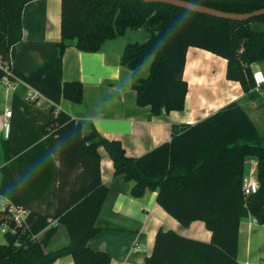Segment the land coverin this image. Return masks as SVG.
Returning <instances> with one entry per match:
<instances>
[{
  "label": "trees",
  "instance_id": "16d2710c",
  "mask_svg": "<svg viewBox=\"0 0 264 264\" xmlns=\"http://www.w3.org/2000/svg\"><path fill=\"white\" fill-rule=\"evenodd\" d=\"M31 1L0 0V56L7 58L11 53L15 58L23 38V8ZM184 1L237 14L264 8V0ZM258 24L264 25V15L234 21L163 3L61 0L58 55L30 74L16 66L12 71L15 78L54 106L62 99L81 104L83 85L63 79L67 48L74 45L80 51L98 52L107 41L145 29L148 39L127 43L121 57V64L133 72L137 104L150 107L153 116L184 111L188 94L184 71L190 47L225 59L226 79L239 82L245 95H252V66L264 61V29ZM150 58L148 74L139 77L137 72ZM4 76L0 69V91ZM12 109L19 111L22 123L15 127L10 123L8 138L1 145L6 163L15 159L24 165L25 183L47 194L59 180L61 191L63 167H82L94 181L55 213H39L10 193L17 182L15 173L8 165L2 167L0 195L29 211V229L23 235L4 233L6 244H0V264H54L68 255L75 264H111L109 254L87 245L101 233L96 223L109 193L101 182L99 147L108 152L115 175L123 174L126 181L133 182L132 197L157 192L156 202L181 227L203 221L212 234L210 242H205L160 229L153 252L143 264H241L237 259L241 219L252 215L264 224V137L238 101L194 124H173L169 141L135 158L127 156L121 141L106 139L94 127L86 135L83 126L64 111L31 110L18 92L13 95ZM249 157L258 159L260 189L246 206L242 180ZM6 221L0 213V226ZM60 226L67 229L69 243L47 252L45 248ZM36 234L42 236L32 240Z\"/></svg>",
  "mask_w": 264,
  "mask_h": 264
},
{
  "label": "crops",
  "instance_id": "0c3cea01",
  "mask_svg": "<svg viewBox=\"0 0 264 264\" xmlns=\"http://www.w3.org/2000/svg\"><path fill=\"white\" fill-rule=\"evenodd\" d=\"M262 25L258 24L257 27L260 28ZM22 31L23 38L17 47L14 63L16 68L27 75L59 53L61 0H34L27 3L22 13ZM124 37L107 41L98 52L80 51L72 45L63 55V79L65 82L81 83L83 99L81 104L66 99H62L59 106H54L51 102L47 103H50V110L54 109L53 113L64 111L70 114L83 126L86 135L94 127L106 139L121 141L127 156L135 158L169 141L173 124H194L232 101H238L249 116H251L250 111L261 112V104L256 100L248 99L239 82L226 79L225 59L206 50L190 47L187 51L186 64L189 53L195 58L200 56V51L209 53L224 61L225 82L216 92L217 95L211 91L214 88L204 91L198 87L192 101L189 99L191 87L185 79L184 71V79L188 83L184 111L153 116L150 107H140L137 104L136 92L132 87L133 72L121 64L124 48L129 43ZM252 68L263 72L264 61L253 64ZM137 75L143 77L140 70ZM17 86L16 91L13 92L1 84L0 188L3 177L1 169L8 165L14 171L17 181L10 187V193L31 210L39 213H55L57 208L73 201L87 189L94 181V177L84 174L82 167L75 169L63 167L61 191L58 180L45 194L39 192L36 185L24 182L27 170L22 162L14 159L6 163L1 145V141L8 138L5 123L7 121L14 123V127L22 123L19 111L12 109L13 95L20 93L24 102L31 106V110L37 109L46 113L42 108L43 105L26 101L25 95L33 91L32 87L22 82ZM202 96H205V104L199 101ZM219 100H223V103H218ZM9 109L11 117L7 119L5 111ZM98 152L101 182L109 188V193L96 223L101 233L88 241L89 248L109 254L112 258L111 264H143L153 252L156 234L160 229L174 230L184 237L210 242L212 234L203 221H195L188 228L181 227L179 222L156 202L157 192L147 191L141 198L132 197L133 182L126 181L123 174L115 175L113 161L104 147H99ZM253 158L255 157L248 159ZM56 164L59 166L57 157ZM247 171L245 166V173ZM69 240L67 229L60 226L45 250L48 252L62 248L69 243ZM237 259L241 264H264V224H260L252 215L240 221ZM54 264L75 263L73 257L68 255L57 259Z\"/></svg>",
  "mask_w": 264,
  "mask_h": 264
},
{
  "label": "built area",
  "instance_id": "2783aa9c",
  "mask_svg": "<svg viewBox=\"0 0 264 264\" xmlns=\"http://www.w3.org/2000/svg\"><path fill=\"white\" fill-rule=\"evenodd\" d=\"M14 57L10 53L7 58L0 56V69L4 70L5 76L3 77L1 84L4 85L7 90L16 91L17 85L22 82L14 77L12 68L15 66ZM253 78L255 86L251 88L250 94L258 95L264 98V73L260 70H253ZM23 83V82H22ZM25 99L29 103L38 104L42 106L43 104L50 102L44 96H42L38 91L33 89V91L25 95ZM52 103V102H51ZM5 117L9 119L11 117V110L5 111ZM10 129V123L7 121L5 123V131L8 136ZM249 165L248 171L244 174L242 180V193L245 201V205H248L249 199L258 193L260 189L259 181V162L258 159H246L245 166ZM0 213L8 220L2 226L4 227V233L6 231L12 234L21 235L25 234L29 229L27 223V218L29 211L22 206L14 204L11 200L0 195ZM40 234L32 235V240L39 238ZM20 244V243H17Z\"/></svg>",
  "mask_w": 264,
  "mask_h": 264
},
{
  "label": "bare ground",
  "instance_id": "6f19581e",
  "mask_svg": "<svg viewBox=\"0 0 264 264\" xmlns=\"http://www.w3.org/2000/svg\"><path fill=\"white\" fill-rule=\"evenodd\" d=\"M199 55L198 58H195L192 53H189L188 62L186 64L185 79L191 87L189 94L190 100L195 98V91L198 87L200 90L204 91H209L211 88H214V90L211 91L215 92L213 94L217 95L216 92L221 89L222 83L225 82L223 78L224 61L202 51L199 52ZM214 68L216 69L213 71ZM199 96L198 94V97ZM205 100V96L199 98L202 104L206 103ZM218 103H223V100H219Z\"/></svg>",
  "mask_w": 264,
  "mask_h": 264
},
{
  "label": "rangeland",
  "instance_id": "374dc122",
  "mask_svg": "<svg viewBox=\"0 0 264 264\" xmlns=\"http://www.w3.org/2000/svg\"><path fill=\"white\" fill-rule=\"evenodd\" d=\"M260 28L264 29V25H262ZM125 39H128L129 43H133V42H139V43H143L148 39V33L145 29H140L137 31H128L126 36L124 37ZM152 58H150L147 63L140 69V74L145 77L148 74L149 71V65L151 62ZM264 73V71H263ZM248 99L252 100V101H257L258 104H261V112H256V113H252L251 111L249 112L250 116L253 121L255 122L256 127L258 128L260 135L262 137H264V98L258 95H250L247 96ZM50 103H45L43 104L42 108L48 112V110H50ZM56 108V107H55ZM246 169H249V165L246 166ZM0 243L4 244L6 243V238L4 235V227L0 226Z\"/></svg>",
  "mask_w": 264,
  "mask_h": 264
},
{
  "label": "water",
  "instance_id": "95a60500",
  "mask_svg": "<svg viewBox=\"0 0 264 264\" xmlns=\"http://www.w3.org/2000/svg\"><path fill=\"white\" fill-rule=\"evenodd\" d=\"M136 1H142L145 3L169 4V5H173L179 8H184V9L196 12V13L206 14V15L220 18V19H228V20H234V21H246L251 18L264 15V8L250 12V13L237 14V13L223 12L221 10H216L214 8H210L207 6L197 5V4L184 1V0H136ZM263 166H264V163H263Z\"/></svg>",
  "mask_w": 264,
  "mask_h": 264
}]
</instances>
